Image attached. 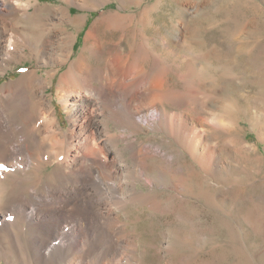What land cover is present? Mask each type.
Listing matches in <instances>:
<instances>
[{
    "label": "bare ground",
    "instance_id": "obj_1",
    "mask_svg": "<svg viewBox=\"0 0 264 264\" xmlns=\"http://www.w3.org/2000/svg\"><path fill=\"white\" fill-rule=\"evenodd\" d=\"M96 1L65 0L64 6L44 8L32 0H0V72L30 56L40 62V67L0 88V164L5 165L0 167V212L11 216L10 221H0V235L15 242L27 232L38 264H130L124 263L127 251H121L117 243H109L99 258L84 249L93 251L100 245L96 242L101 234L108 239L120 236L126 225L120 214L129 204L148 202L156 207L155 196L138 188L139 183L150 190L168 176L174 187L185 192L195 187L192 174L175 167V154L137 140L144 130L175 136L179 124H185L168 111L169 70L154 71L159 62L152 58L155 45L149 47L143 34L136 46L131 42L138 40L133 28L140 22L120 12L103 13L88 32L81 55L71 61L77 34L68 25L79 28L85 20L72 14L71 5L97 8ZM13 11L21 15L12 18ZM44 14L50 17L47 21L32 19ZM30 18L29 31L19 24ZM32 26L36 30L31 32ZM57 29L63 32L61 37ZM113 29L120 34L108 42L105 35ZM181 39L182 33L176 30L172 41ZM64 64L68 67L58 80L56 97L69 115L68 129L61 126L54 97L47 94ZM43 66L48 67L45 74L40 73ZM17 97L21 104H16ZM209 100L201 97L202 106ZM215 119L225 125L226 115ZM184 126L183 135L191 144L206 136V130L196 131L187 122ZM52 162L56 163L52 180L49 175L45 180L40 172ZM153 169L158 173L155 178L150 177ZM21 170L39 171L34 185L6 197L4 180ZM124 240L122 236L118 241Z\"/></svg>",
    "mask_w": 264,
    "mask_h": 264
},
{
    "label": "rangeland",
    "instance_id": "obj_2",
    "mask_svg": "<svg viewBox=\"0 0 264 264\" xmlns=\"http://www.w3.org/2000/svg\"><path fill=\"white\" fill-rule=\"evenodd\" d=\"M32 1L44 8L66 4L65 0ZM95 6L71 5L72 14L85 18L79 28L68 25L77 34L71 61L79 58L88 32L103 13L120 12L140 22L133 28L138 40L131 42L136 46L143 34L149 47L155 45L152 58L159 62L154 71L169 70L172 99L168 111L178 114L185 124H179L175 136L144 130L138 139L132 138L175 154V167L191 173L195 187L185 192L174 187L168 176L156 188L151 186V192L139 183L138 188L155 196L156 207L148 202L140 205L135 201L139 204L135 207L129 204L131 207L120 214L125 231L113 239L101 234L96 242L101 246L93 249L96 253L87 247L84 251L99 258L109 243H117L121 251H127L124 263L130 264H264V0H97ZM36 8L33 4L31 10ZM20 15L12 12V18ZM50 17L44 14L32 19L47 21ZM33 20L19 25L30 31ZM34 29L32 26L31 32ZM176 30L182 33L179 42L172 41ZM57 32L61 37L63 32ZM119 34L109 30L105 39L117 40ZM35 67H40V62L32 56L12 62L7 71L0 72V88ZM67 67H60L47 90L48 97H54L63 129L70 127L69 115L56 97V88ZM47 69L41 67L40 73ZM205 96L210 100L203 107L201 97ZM17 98L16 104H21ZM222 114L226 115L225 125L215 119ZM186 122L196 131L206 130V136L187 142L183 135ZM55 168L52 162L40 173L50 179ZM154 169L153 178L158 175ZM22 171H12L4 180L6 197L34 185L39 171ZM5 215L0 212V221H10L11 216ZM121 235L124 241H118ZM0 236V264H38L27 232L15 242L7 235Z\"/></svg>",
    "mask_w": 264,
    "mask_h": 264
},
{
    "label": "snow or ice",
    "instance_id": "obj_3",
    "mask_svg": "<svg viewBox=\"0 0 264 264\" xmlns=\"http://www.w3.org/2000/svg\"><path fill=\"white\" fill-rule=\"evenodd\" d=\"M5 165H3V164H0V167H4Z\"/></svg>",
    "mask_w": 264,
    "mask_h": 264
}]
</instances>
